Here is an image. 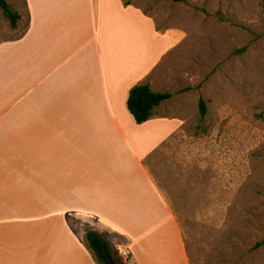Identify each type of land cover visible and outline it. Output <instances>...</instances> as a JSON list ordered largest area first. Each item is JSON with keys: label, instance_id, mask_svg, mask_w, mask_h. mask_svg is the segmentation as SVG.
I'll list each match as a JSON object with an SVG mask.
<instances>
[{"label": "crops", "instance_id": "obj_1", "mask_svg": "<svg viewBox=\"0 0 264 264\" xmlns=\"http://www.w3.org/2000/svg\"><path fill=\"white\" fill-rule=\"evenodd\" d=\"M26 7L25 32L0 42V264H98L89 231L129 264H190L145 165L184 119L173 95L141 125L127 105L138 84L160 92L150 77L175 36L123 0Z\"/></svg>", "mask_w": 264, "mask_h": 264}, {"label": "rangeland", "instance_id": "obj_2", "mask_svg": "<svg viewBox=\"0 0 264 264\" xmlns=\"http://www.w3.org/2000/svg\"><path fill=\"white\" fill-rule=\"evenodd\" d=\"M123 1L176 38L150 81L173 95L169 112L184 125L145 165L179 219L190 264H264L261 0ZM7 2L22 20L13 28L0 9V42L28 23L26 0Z\"/></svg>", "mask_w": 264, "mask_h": 264}, {"label": "trees", "instance_id": "obj_3", "mask_svg": "<svg viewBox=\"0 0 264 264\" xmlns=\"http://www.w3.org/2000/svg\"><path fill=\"white\" fill-rule=\"evenodd\" d=\"M178 1V0H172ZM130 3H126L129 5ZM261 5L264 10V0H261ZM0 9L4 10L10 19L13 28H16L22 17L13 11L7 0H0ZM28 24L26 26V29ZM172 98L170 92H154L148 83H141L130 90L128 98V110L134 117L137 124H144L154 117L155 108L161 106L164 102ZM201 119L207 115V105L203 99L200 100ZM84 242L92 253L98 264H116L123 262L118 251L110 242L101 237L100 234L94 231H89L84 236ZM263 243H258L256 249L261 247ZM127 264L130 261H125Z\"/></svg>", "mask_w": 264, "mask_h": 264}, {"label": "built area", "instance_id": "obj_4", "mask_svg": "<svg viewBox=\"0 0 264 264\" xmlns=\"http://www.w3.org/2000/svg\"><path fill=\"white\" fill-rule=\"evenodd\" d=\"M120 257L124 260H128L130 258V254L127 251H118Z\"/></svg>", "mask_w": 264, "mask_h": 264}]
</instances>
